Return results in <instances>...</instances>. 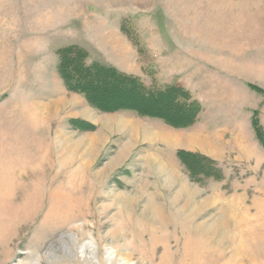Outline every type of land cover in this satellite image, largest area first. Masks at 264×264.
Segmentation results:
<instances>
[{
    "label": "rangeland",
    "instance_id": "rangeland-1",
    "mask_svg": "<svg viewBox=\"0 0 264 264\" xmlns=\"http://www.w3.org/2000/svg\"><path fill=\"white\" fill-rule=\"evenodd\" d=\"M72 46L187 88L199 123L90 106L59 73ZM1 182L0 264H264V0H0Z\"/></svg>",
    "mask_w": 264,
    "mask_h": 264
},
{
    "label": "trees",
    "instance_id": "trees-1",
    "mask_svg": "<svg viewBox=\"0 0 264 264\" xmlns=\"http://www.w3.org/2000/svg\"><path fill=\"white\" fill-rule=\"evenodd\" d=\"M86 57L75 46L61 51L59 73L68 91L83 95L90 106L103 112L132 111L140 117L158 118L174 129H188L198 122L203 107L187 88L178 84L147 86L140 78L114 67L86 64ZM114 91L133 101L109 106L101 100L100 94ZM177 157L191 177L209 176L216 163L210 157L185 150H179Z\"/></svg>",
    "mask_w": 264,
    "mask_h": 264
},
{
    "label": "bare ground",
    "instance_id": "bare-ground-1",
    "mask_svg": "<svg viewBox=\"0 0 264 264\" xmlns=\"http://www.w3.org/2000/svg\"><path fill=\"white\" fill-rule=\"evenodd\" d=\"M197 142L196 141H194V140H190V145H195ZM15 167L17 168V169H20L21 168V166L20 165H15ZM12 169L14 170V167H12ZM11 170V169H10ZM9 175V174H8ZM3 182V181H2ZM1 182V184H0V191L1 192H6L7 190H9L8 188H9V185H8V183L6 182V183H2ZM187 191V189L185 188V187H183V192H186ZM188 192V191H187ZM69 195L67 194H65L64 192H63V190H58V191H56V193L54 192V194L52 195V197H51V200H52V204L50 205V210H49V212H48V215L46 216L47 218H49L50 216L52 217V216H54V215H56L57 213H59L60 212V209H61V202H62V200L66 197H68ZM176 203V202H175ZM174 203V204H175ZM149 206H150V208L152 209V211H154L153 209L155 208V207H153L152 206V204L150 205L149 204ZM156 210V209H155ZM161 218V217H160ZM46 219V218H45ZM156 219V218H155ZM51 220V219H50ZM58 221V220H57ZM55 222V221H54ZM61 222V221H60Z\"/></svg>",
    "mask_w": 264,
    "mask_h": 264
},
{
    "label": "crops",
    "instance_id": "crops-1",
    "mask_svg": "<svg viewBox=\"0 0 264 264\" xmlns=\"http://www.w3.org/2000/svg\"><path fill=\"white\" fill-rule=\"evenodd\" d=\"M123 41L125 42L124 44H127V45H125V46H127V51H126V55H128V56H130L131 54L133 55L134 54V48H133V46H132V44H130L129 42H128V40L127 39H123ZM128 53V54H127ZM135 55V54H134ZM117 68V67H116ZM118 69V68H117ZM119 70V69H118ZM119 71H121V72H123V73H126V74H129V75H133V76H137V75H135V74H132V73H128L127 72V70L126 69H124L123 71L122 70H119ZM137 77H139V76H137ZM168 85H170V84H168ZM161 86V85H160ZM164 86V85H163ZM202 104V103H201ZM201 117V116H200ZM200 120V119H199ZM199 123V122H198ZM195 125H197V123L195 124ZM194 125V126H195ZM186 130H188V129H184V131H186ZM188 143H189V140H188ZM190 144V143H189ZM179 150H185V151H187L188 150V148H186V149H179ZM178 150V151H179ZM188 151H192V150H188Z\"/></svg>",
    "mask_w": 264,
    "mask_h": 264
}]
</instances>
